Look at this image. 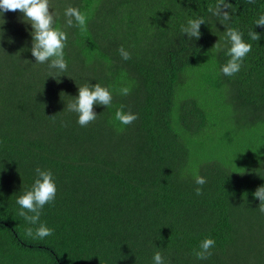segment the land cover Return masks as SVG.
Returning <instances> with one entry per match:
<instances>
[{
	"label": "trees",
	"instance_id": "16d2710c",
	"mask_svg": "<svg viewBox=\"0 0 264 264\" xmlns=\"http://www.w3.org/2000/svg\"><path fill=\"white\" fill-rule=\"evenodd\" d=\"M226 2L228 21L209 11L217 0H50L68 36L59 74L36 63L23 14L4 13L0 264H154L158 251L165 264H264V213L253 195L264 186V27L255 24L264 0ZM68 6L86 15L83 31L66 26ZM199 17L198 40L181 32ZM228 28L252 45L234 76L221 72ZM96 83L112 105H94L97 119L81 127L66 105ZM121 105L138 115L131 125L115 119ZM37 167L57 186L40 217L54 234L43 240L25 235L36 226L16 203ZM206 238L215 247L198 260Z\"/></svg>",
	"mask_w": 264,
	"mask_h": 264
},
{
	"label": "clouds",
	"instance_id": "9594fccd",
	"mask_svg": "<svg viewBox=\"0 0 264 264\" xmlns=\"http://www.w3.org/2000/svg\"><path fill=\"white\" fill-rule=\"evenodd\" d=\"M253 0H249L252 3ZM52 5L50 0H0V18L4 13L17 10L23 14V20L31 24L32 31V47L31 53L35 57L36 63H47L50 70H55L57 74L67 71V61L65 60L64 49L67 46V33L57 27L56 13L51 11ZM232 8L231 3L226 0H217L215 6H209V11L221 19V21L230 20L229 9ZM67 27H79L82 31L87 22V17L78 8L68 6L64 11ZM4 21V20H3ZM5 23V21H4ZM205 24L203 17L189 19L187 25H181V32L189 38L198 40L201 36L200 26ZM255 24L264 27V15H261ZM3 29H0V37H2ZM249 37L253 41H259L260 35L255 31H249ZM226 37L230 47L227 49L226 55L230 57L225 65L222 66L221 72L225 76H234L243 65L245 57L251 52L252 45L243 40V34L238 29L228 28ZM11 42V40L9 41ZM217 43L213 47H217ZM122 59H131V53L126 51L123 46L119 48ZM49 77L55 78L50 71ZM59 81V80H58ZM129 87L119 89V94L127 96L130 94ZM113 95L111 91L102 87L100 84L84 85L78 87V96L73 102L66 105L67 110L78 114L77 123L81 127H87L94 122L98 115L94 111V105H102L110 107L112 105ZM124 106L121 105L116 110L115 119L122 125H131L138 119V115L132 112H124ZM54 117V116H52ZM51 118V117H50ZM37 178L31 186V189L19 196L16 203L19 205L18 215L32 226L25 228V235L34 240H43L54 234V229L47 227L40 222L42 210L45 205L52 204L57 193V186L53 178L51 170H42L37 167L35 169ZM206 178L197 176L195 183L203 186ZM197 195L202 194L201 187L195 189ZM254 197L259 198V210L264 213V186H260L253 193ZM216 241L212 238L204 239L199 246V251L195 252L198 260H207L211 255V249L215 247ZM154 264H165V260L161 253H155Z\"/></svg>",
	"mask_w": 264,
	"mask_h": 264
}]
</instances>
